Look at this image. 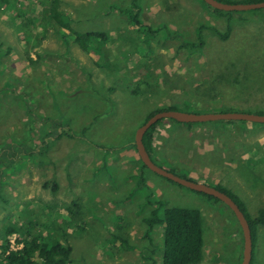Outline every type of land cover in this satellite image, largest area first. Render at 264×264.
Instances as JSON below:
<instances>
[{"label": "rangeland", "instance_id": "obj_1", "mask_svg": "<svg viewBox=\"0 0 264 264\" xmlns=\"http://www.w3.org/2000/svg\"><path fill=\"white\" fill-rule=\"evenodd\" d=\"M8 1L9 9L0 5L4 163L12 144L23 150L12 156V165L0 166V228L54 234L71 247L70 264H161L163 231L147 230L143 223L149 212L143 206L147 195L165 208L201 211L200 264H240L238 225L221 201H210L148 171L149 184L145 182L126 203L123 198L114 197L112 203L104 199L110 186L102 194L89 184L104 171L112 177H106L109 184L116 182L118 171L112 162L128 149L135 129L156 108L174 106L196 114H254V108H264V9L229 12L225 24L226 18L200 0H137L140 14L135 24L131 18L138 10L132 8V0H61L60 11L73 29L108 34L104 47L111 69L106 70L96 67L103 58L98 59L95 44L89 53L81 51L63 42L59 29L42 20L50 0ZM200 25L221 32L229 27L233 39L221 42L204 30L201 51L181 48L182 41L197 40ZM147 27L154 35L145 34ZM173 31L182 38L170 36ZM148 71L154 77L151 86L156 87L140 86L133 93L137 84L133 75L146 76ZM196 90L206 96L193 102ZM228 125L208 122L182 131L180 125L163 119L151 141L161 157L151 159L178 176L187 174L193 182L236 195L250 216L257 205L250 193L258 190L264 198V186L257 187L264 183V154L249 153L264 148V124L250 123L253 133H230L223 127ZM232 147L242 154L230 153ZM241 158L245 163L239 162ZM254 234L251 264H264V226L255 227ZM8 239L10 250L21 248L16 234Z\"/></svg>", "mask_w": 264, "mask_h": 264}, {"label": "trees", "instance_id": "obj_2", "mask_svg": "<svg viewBox=\"0 0 264 264\" xmlns=\"http://www.w3.org/2000/svg\"><path fill=\"white\" fill-rule=\"evenodd\" d=\"M136 1L137 0H132L133 2L132 8L138 11L135 14H133L131 18V21H133V23L135 24L138 23L139 14H140V8L138 6V1L137 2ZM200 1L205 8L210 9V11H212L215 15L221 18L222 17L226 18L225 24H229L227 21V17L230 15L229 12H224V11L213 9L210 6L206 5L202 0ZM217 1L222 2V3H227V2L220 1V0H217ZM262 1L264 0H247L242 3H256V2H262ZM0 3L2 7H7V8L11 5V3L8 0H0ZM60 3H61V0H50L49 9L42 14V17H43L42 20L49 22L52 26H56L59 29L63 42L69 43V44L73 43L81 51L89 53L91 50L90 47L93 48L94 46L92 47V45L95 44L96 48H94V52L98 54L97 56L98 59L103 58V62H99V61L96 62V66L103 68V69H108L110 65L108 64V61H107V56H108L107 50L104 47L107 45L108 34L105 32H101V31L81 32V31H77L73 29L70 26V22L67 19H65L61 13ZM228 4H231V3H228ZM19 15L21 16L22 12ZM11 19L13 22H16V23L17 21L19 22V19H17V16L16 17L11 16ZM19 28L21 27H18V29ZM204 30L211 31L213 35H215L217 39H219L221 42L229 38V33H230L229 27L225 29L226 30L225 32H221L214 26L200 25L198 26V29H197L198 31L197 40L194 42H186V43L182 41L183 44L181 48H186L194 52L201 51V48L205 45V39L203 35H201V32ZM145 34H148L150 36L151 34L154 35L150 27H147ZM170 36H175L176 38L178 37L180 39L182 38L181 33H178L177 31H173V33L170 32ZM29 61L31 62V60ZM133 77L136 78L135 82L137 83V84H134L132 82L135 85L133 86V93H137L139 91L140 86L153 88V86H151L153 79H154L152 72L148 71L146 76H140V77L134 74ZM207 81L205 83H207ZM210 83L211 82H208L207 84L210 85ZM212 88L214 90L217 89L215 87H212ZM174 89L175 88L170 87V91ZM196 91L192 98L193 102L196 99L204 98L206 96L204 93L199 92V91L196 92ZM207 96H211V95L209 94ZM213 96H211V99L214 98ZM207 102L210 103L209 100ZM204 105L206 107H209V105L207 104H204ZM204 105L203 107L206 108ZM172 110L180 111L174 106L156 109L155 112H153L150 116L146 118L145 122L155 113H158L161 111H172ZM253 112L254 114H257V115H264V108L263 107L254 108ZM189 113H194V112L189 111ZM161 121L162 120L158 121L155 125H153L145 133L142 139L144 147L146 151L148 152L150 158H151V151H152L151 141L153 138V134H154V131L156 130L157 124L160 123ZM169 121L171 122V124L173 123V124L180 125V123H177L173 120H169ZM238 123L247 124V122L225 121V124H238ZM206 124L208 123H196V124H184V125H186L187 127H191L194 125H206ZM251 124H254V123H251ZM62 133L63 132L60 131L57 133V135H60ZM12 146L13 148L12 150L9 151L10 155L8 154L7 160L5 163L2 158H4L6 151H3L4 153H1V150H0V166H2V164H8L9 166L12 165V160L14 159L12 158V156L16 154L17 155L21 154V150H23L21 147L20 149H17L18 147L16 145L12 144ZM14 150H17V152H14ZM26 153L31 154L30 152H26ZM140 164H141L140 168L143 171L147 169L145 165H143L142 162ZM0 173H1V169H0ZM185 176H187V174ZM185 176H179V177L191 181ZM169 182L173 183L172 181H169ZM143 186H144L143 178H140L139 187H143ZM217 190L229 196L236 203V205L238 206L240 211L244 214V217L246 218L248 222V225L251 231V236H252V258L250 262L251 264L253 261V245L255 241L254 228L257 226H264V208L258 210L257 214L254 217L248 216L244 203H241L236 195L223 191L221 189H217ZM190 191L198 195H201L210 201L220 202L218 199L212 196H208L203 193H198L192 190ZM148 204L152 205L150 202H148L147 205ZM153 204H155L156 206L154 208H150L148 215L143 219V223L147 226V230H150L153 227H159L163 231L162 247H161V252H162L161 264H200L202 260L204 259V238H203L204 233H203V217H202L201 211L198 209H194V208L192 209L191 208H181V207L165 208L163 203L159 200L158 201L155 200V202L153 201ZM74 205L75 207H78L76 203ZM233 217H235L234 214H233ZM236 223L239 229L237 230L238 234L236 235H240V241L237 240V243H236V245L240 246V251H239L240 255L238 256L237 261H241L242 260V248L241 247L243 243V238L241 237L242 232H241V228L237 220H236ZM30 230L31 228L27 230H20V229H17L9 225H4L3 228H0V241L2 242L0 244V259H1L0 264H70L72 262L71 260L72 249L69 245H66L61 240V238L58 239L54 234L46 237L43 234L32 233ZM12 234L17 235L16 243L21 245V248L19 250L12 251L9 249L10 243H9L8 238Z\"/></svg>", "mask_w": 264, "mask_h": 264}, {"label": "water", "instance_id": "obj_3", "mask_svg": "<svg viewBox=\"0 0 264 264\" xmlns=\"http://www.w3.org/2000/svg\"><path fill=\"white\" fill-rule=\"evenodd\" d=\"M206 5L213 9L224 11V12H239V11H250L264 9V1L256 3H238L228 4L222 3L217 0H202ZM163 119L173 120L180 124H195V123H208L216 121H235V122H247L254 124H264V115L241 113V112H229V113H185L180 111H161L152 115L142 126H140L134 137V144L139 156L140 161L145 167L152 173L161 176L175 184H178L189 190L203 193L208 196H212L222 203H224L234 214L242 232L243 238V250L242 260L240 264H250L252 258V236L244 214L240 211L236 203L226 194L212 188L208 185L199 184L196 182L189 181L181 178L168 170L156 165L150 158L142 142L145 133L158 121Z\"/></svg>", "mask_w": 264, "mask_h": 264}, {"label": "crops", "instance_id": "obj_4", "mask_svg": "<svg viewBox=\"0 0 264 264\" xmlns=\"http://www.w3.org/2000/svg\"><path fill=\"white\" fill-rule=\"evenodd\" d=\"M229 39H233L231 36L225 40L224 42H228ZM97 67V66H96ZM100 68V67H98ZM111 69V67H109L108 69L106 70H109ZM156 87V86H154ZM153 87V88H154ZM148 90H152L153 88L150 87V89L148 87H144ZM157 109V108H156ZM154 111V109H153ZM146 120V118H145ZM145 120L143 122H145ZM239 124V123H238ZM238 124H229L228 126H223L224 127V130L225 131H228L231 133L232 132H242V131H247V132H250V133H253L251 132L252 129H255V128H251L249 126L250 123H247L246 125H240L238 126ZM165 125V124H164ZM164 125H161V127H164ZM167 125V124H166ZM142 126V125H141ZM206 126V125H205ZM180 127H182V131L183 129H188L186 125L184 124H180ZM194 127V126H193ZM200 127V126H199ZM208 127V126H207ZM207 127H203V131H208V128ZM138 129V127L135 129V131ZM222 135V134H221ZM134 137H135V134H134ZM222 137H224V135H222ZM230 148V147H229ZM264 148L261 149V150H257V152L254 150V148H252V150H249V153L253 154V155H259V154H264ZM160 153V151H156L155 152V149L152 148V151H151V158L154 156H158ZM230 153H236V155H241L242 153H240V151H238L237 149H235L234 147H232V150L230 151ZM247 154V153H246ZM104 155V154H103ZM160 156V155H159ZM105 157V156H104ZM161 157V156H160ZM258 158V157H256ZM254 158V159H256ZM118 161H114L112 162L113 165H116L117 166V176H116V182L114 184H109L108 183V179H112V177L110 175L107 176L106 172H102L100 174H98L97 172H99V170H96L95 173H97L95 176H93L92 178V183L89 184V188L92 190V191H99V193H105L108 189V187L110 186V189L108 190V195L104 198L106 201L109 200V202L112 203V198L114 197H117V198H123V201L126 203L128 201H130V199L132 198L133 195H136V193L138 194L137 190H139L141 187H139V184H140V178H143V184H145V182L147 184H149V181L151 180L149 177L146 176V173L145 171H148L150 173V171L148 169L146 170H142L140 167V159H139V156H138V153H137V150H136V147H135V144H134V138H133V141L132 143H130L128 145V149L123 152V153H119L117 154V158H116ZM234 159H237L236 157H234ZM233 158H231V161L235 162ZM261 158L259 157L257 160H260ZM102 161V160H101ZM100 161V162H101ZM106 162V161H105ZM239 162H242V163H245L244 162V159L241 158L239 160ZM111 163V162H109ZM229 166V164H228ZM160 167V166H159ZM110 167H108L109 169ZM161 168H164L166 169L165 167H161ZM168 170V169H166ZM102 171V170H100ZM109 171V170H108ZM152 173V172H151ZM103 175V176H102ZM107 177V178H106ZM264 182V181H263ZM264 186V183H262L261 185H257V187H260V186ZM262 186V187H263ZM139 187V188H138ZM127 189H130V190H127ZM250 195H254L252 197H250L251 199L255 200V204L256 207L252 213V215H250L251 217H254L258 210L264 208V198L260 195H258V190H254L250 193ZM143 206L145 211H149L150 208H154L156 205L153 204V201L149 198H147V195H145L144 199H143ZM150 202L152 205H147V203ZM244 203V202H243ZM252 203V202H251ZM244 206H246V204L244 203ZM138 208H142V205H140ZM129 209V208H128ZM143 209V208H142ZM115 232V230H114ZM112 234V233H111ZM114 234V233H113Z\"/></svg>", "mask_w": 264, "mask_h": 264}]
</instances>
